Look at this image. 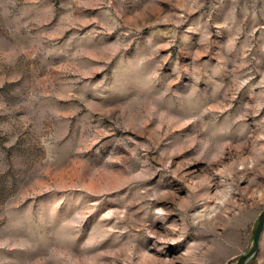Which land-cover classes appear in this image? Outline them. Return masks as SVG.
<instances>
[{
  "label": "rangeland",
  "instance_id": "obj_1",
  "mask_svg": "<svg viewBox=\"0 0 264 264\" xmlns=\"http://www.w3.org/2000/svg\"><path fill=\"white\" fill-rule=\"evenodd\" d=\"M263 209L264 0H0V264H234Z\"/></svg>",
  "mask_w": 264,
  "mask_h": 264
},
{
  "label": "water",
  "instance_id": "obj_2",
  "mask_svg": "<svg viewBox=\"0 0 264 264\" xmlns=\"http://www.w3.org/2000/svg\"><path fill=\"white\" fill-rule=\"evenodd\" d=\"M263 228H264V209L257 218L255 228L253 231L252 243L249 249L247 250V252L241 254L234 264H248L249 261L253 257H255L259 248V242Z\"/></svg>",
  "mask_w": 264,
  "mask_h": 264
},
{
  "label": "bare ground",
  "instance_id": "obj_3",
  "mask_svg": "<svg viewBox=\"0 0 264 264\" xmlns=\"http://www.w3.org/2000/svg\"><path fill=\"white\" fill-rule=\"evenodd\" d=\"M161 197H162V196L159 195V194L156 195L155 199H154L153 202H152V205H153V204L155 205V204L161 202V200H162ZM157 216H160V214H158Z\"/></svg>",
  "mask_w": 264,
  "mask_h": 264
}]
</instances>
